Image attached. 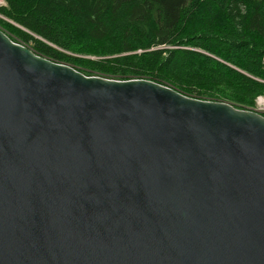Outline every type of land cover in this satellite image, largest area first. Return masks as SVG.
Wrapping results in <instances>:
<instances>
[{
  "label": "water",
  "instance_id": "water-1",
  "mask_svg": "<svg viewBox=\"0 0 264 264\" xmlns=\"http://www.w3.org/2000/svg\"><path fill=\"white\" fill-rule=\"evenodd\" d=\"M0 264H264V117L0 29Z\"/></svg>",
  "mask_w": 264,
  "mask_h": 264
},
{
  "label": "trees",
  "instance_id": "trees-1",
  "mask_svg": "<svg viewBox=\"0 0 264 264\" xmlns=\"http://www.w3.org/2000/svg\"><path fill=\"white\" fill-rule=\"evenodd\" d=\"M0 29L86 76L150 80L253 110L264 96V0H3Z\"/></svg>",
  "mask_w": 264,
  "mask_h": 264
},
{
  "label": "rangeland",
  "instance_id": "rangeland-1",
  "mask_svg": "<svg viewBox=\"0 0 264 264\" xmlns=\"http://www.w3.org/2000/svg\"><path fill=\"white\" fill-rule=\"evenodd\" d=\"M2 6H5V2L3 0H0V7H2ZM1 18H3V17L0 16V19ZM260 98H264V96H261L257 99L256 106L252 111L257 112L264 117V104L260 105L258 102Z\"/></svg>",
  "mask_w": 264,
  "mask_h": 264
},
{
  "label": "bare ground",
  "instance_id": "bare-ground-1",
  "mask_svg": "<svg viewBox=\"0 0 264 264\" xmlns=\"http://www.w3.org/2000/svg\"><path fill=\"white\" fill-rule=\"evenodd\" d=\"M258 102L260 105H263L264 104V98H260Z\"/></svg>",
  "mask_w": 264,
  "mask_h": 264
}]
</instances>
